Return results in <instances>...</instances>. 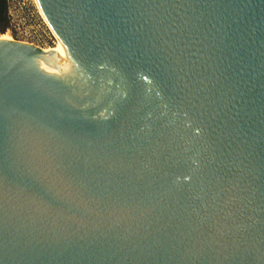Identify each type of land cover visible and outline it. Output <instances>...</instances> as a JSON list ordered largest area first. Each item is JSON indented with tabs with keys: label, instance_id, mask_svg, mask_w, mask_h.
Masks as SVG:
<instances>
[{
	"label": "water",
	"instance_id": "obj_1",
	"mask_svg": "<svg viewBox=\"0 0 264 264\" xmlns=\"http://www.w3.org/2000/svg\"><path fill=\"white\" fill-rule=\"evenodd\" d=\"M69 57L0 38V264H264V0H38Z\"/></svg>",
	"mask_w": 264,
	"mask_h": 264
},
{
	"label": "built area",
	"instance_id": "obj_2",
	"mask_svg": "<svg viewBox=\"0 0 264 264\" xmlns=\"http://www.w3.org/2000/svg\"><path fill=\"white\" fill-rule=\"evenodd\" d=\"M6 6V34L11 40L27 43L45 51L59 46L60 39L37 0H6Z\"/></svg>",
	"mask_w": 264,
	"mask_h": 264
},
{
	"label": "bare ground",
	"instance_id": "obj_3",
	"mask_svg": "<svg viewBox=\"0 0 264 264\" xmlns=\"http://www.w3.org/2000/svg\"><path fill=\"white\" fill-rule=\"evenodd\" d=\"M37 3L39 4L38 0ZM40 6V4H39ZM41 8V7H40ZM42 10V9H41ZM43 12V11H42ZM44 14V13H43ZM7 40H11V37L6 34ZM57 51L56 55H59L62 53L64 57H69L71 54L69 53L68 49L66 46L60 41L59 46L55 49Z\"/></svg>",
	"mask_w": 264,
	"mask_h": 264
},
{
	"label": "trees",
	"instance_id": "obj_4",
	"mask_svg": "<svg viewBox=\"0 0 264 264\" xmlns=\"http://www.w3.org/2000/svg\"><path fill=\"white\" fill-rule=\"evenodd\" d=\"M3 7H4V12L6 13V3L4 1L3 3ZM0 21L3 23V27H2V30L5 31L7 29V26H8V22H7V18H6V15L4 16H1L0 15Z\"/></svg>",
	"mask_w": 264,
	"mask_h": 264
},
{
	"label": "flooded vegetation",
	"instance_id": "obj_5",
	"mask_svg": "<svg viewBox=\"0 0 264 264\" xmlns=\"http://www.w3.org/2000/svg\"><path fill=\"white\" fill-rule=\"evenodd\" d=\"M4 1L6 3V0H0V15L1 16L6 15V18H7V7H6V13L4 12V7H3ZM0 25H1V27H3V23L1 21H0Z\"/></svg>",
	"mask_w": 264,
	"mask_h": 264
},
{
	"label": "rangeland",
	"instance_id": "obj_6",
	"mask_svg": "<svg viewBox=\"0 0 264 264\" xmlns=\"http://www.w3.org/2000/svg\"><path fill=\"white\" fill-rule=\"evenodd\" d=\"M0 38H1V39H5V40H7V37H6V30L3 31L1 25H0Z\"/></svg>",
	"mask_w": 264,
	"mask_h": 264
}]
</instances>
